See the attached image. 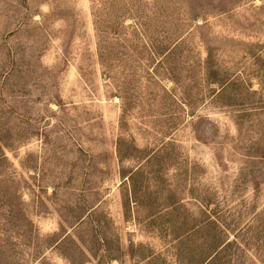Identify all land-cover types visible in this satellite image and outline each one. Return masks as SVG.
<instances>
[{"label":"rangeland","instance_id":"1","mask_svg":"<svg viewBox=\"0 0 264 264\" xmlns=\"http://www.w3.org/2000/svg\"><path fill=\"white\" fill-rule=\"evenodd\" d=\"M0 264H264V0H0Z\"/></svg>","mask_w":264,"mask_h":264}]
</instances>
